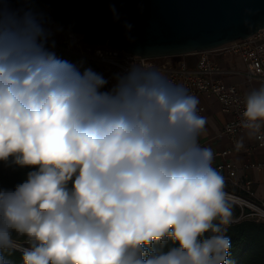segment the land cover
I'll use <instances>...</instances> for the list:
<instances>
[{"label": "clouds", "instance_id": "clouds-1", "mask_svg": "<svg viewBox=\"0 0 264 264\" xmlns=\"http://www.w3.org/2000/svg\"><path fill=\"white\" fill-rule=\"evenodd\" d=\"M52 36L0 0V161L31 169L0 188V264L20 248L13 233L23 264H227L233 206L198 97L134 58L109 88L58 58ZM242 117L264 121V85Z\"/></svg>", "mask_w": 264, "mask_h": 264}, {"label": "built area", "instance_id": "built-area-1", "mask_svg": "<svg viewBox=\"0 0 264 264\" xmlns=\"http://www.w3.org/2000/svg\"><path fill=\"white\" fill-rule=\"evenodd\" d=\"M56 25L52 20L47 26ZM63 44L55 41V49L70 52L84 60L111 66L115 73L123 72L134 58L137 63L154 65L162 71L173 83L182 85L190 94L198 97H214L219 102L221 110L232 117L227 121L221 134L229 136L235 145L223 149L210 147L200 139L202 146L210 147L214 153L213 167L224 177L230 188L225 189L228 200L241 209V215L232 222L243 218L264 221V160L229 161L226 157L233 153L252 154L257 148H264V121H257L251 126H245L242 113L245 110V98L250 93L244 89L245 84L259 83L264 85V27L256 33L227 42L218 47L185 54L146 57L124 50L112 49L107 46L87 44L83 36L65 30ZM237 56L241 66L234 65L231 58ZM107 87L113 81L110 75ZM241 78V80H237ZM199 114L205 117L206 108L198 105ZM259 125V126H256ZM249 133L253 142H239V135ZM250 171L259 172L258 190L256 180Z\"/></svg>", "mask_w": 264, "mask_h": 264}, {"label": "water", "instance_id": "water-1", "mask_svg": "<svg viewBox=\"0 0 264 264\" xmlns=\"http://www.w3.org/2000/svg\"><path fill=\"white\" fill-rule=\"evenodd\" d=\"M38 1L87 44L146 57L212 49L264 27V0Z\"/></svg>", "mask_w": 264, "mask_h": 264}, {"label": "trees", "instance_id": "trees-1", "mask_svg": "<svg viewBox=\"0 0 264 264\" xmlns=\"http://www.w3.org/2000/svg\"><path fill=\"white\" fill-rule=\"evenodd\" d=\"M9 5L14 10H31L41 15L47 23L53 20L50 12L38 0H9ZM52 50L56 53L58 58L64 60L65 57L63 51H59L55 48ZM77 67L80 68L81 71L85 68H89L88 64L85 63L78 65ZM94 71L102 74L104 77L111 74L110 71H105L99 66H95ZM30 170L31 169L29 168L9 165L1 161L0 188H14L17 183L22 182L26 178L27 172ZM230 203L233 206V218H238L241 215L240 207L232 202ZM224 234L230 238L231 243L227 257V264H264V221L243 218L239 221L232 222L227 226V231ZM13 238L18 242L28 244L26 238L23 236H17L13 233ZM173 246L175 245L169 238L166 241L156 242L154 245L150 246L149 250L167 251ZM2 254L6 260L10 261V264H23L22 251L20 248L11 251H4Z\"/></svg>", "mask_w": 264, "mask_h": 264}, {"label": "crops", "instance_id": "crops-1", "mask_svg": "<svg viewBox=\"0 0 264 264\" xmlns=\"http://www.w3.org/2000/svg\"><path fill=\"white\" fill-rule=\"evenodd\" d=\"M253 84H258L259 86H261V84H259V83H253ZM253 84H245L244 89L247 86H250ZM200 101L206 108L205 117L207 119V123L205 126L206 130L202 133L200 139L202 141L206 142L210 147L215 148V149H223V148L235 145L234 140H232L229 136L221 134V131H222L225 123L227 121H229L232 116L230 114L224 113L221 110V106H220L219 102L214 97L209 98L206 96H202L200 98ZM215 105H217L219 112L222 115V122L221 123L214 120L211 116L212 114L209 113V108L211 106H215ZM238 140L242 144V143H251V142H253L254 139H253V136H251V134L242 133L239 135ZM245 158H250L252 160H259V161L264 160V148H257V150L255 152H253L252 154H249L248 156H246L245 153H237L236 152V153H233L230 156L226 157V160H229V161L233 160V161L240 162V161L244 160ZM250 175L257 181L255 186L258 190H260V186H259L260 174H259V172L250 171Z\"/></svg>", "mask_w": 264, "mask_h": 264}, {"label": "rangeland", "instance_id": "rangeland-1", "mask_svg": "<svg viewBox=\"0 0 264 264\" xmlns=\"http://www.w3.org/2000/svg\"><path fill=\"white\" fill-rule=\"evenodd\" d=\"M9 7L12 8L10 5H9ZM48 23H51V22H48ZM51 30H52V32H55L54 36H53L54 39L57 40L58 43L63 44V40L65 39V31H64V29L62 27H60L58 24H56L54 26H51ZM63 55L65 57L64 58L65 61H68V62H70V63H72V64H74L76 66L85 63V64H88V67L91 68L92 70L95 69V66H99L102 69H104L105 71H110L111 72V74H110L111 79H112V77L114 75V70L111 69V66H109V65L88 62L87 60H84L81 57H78V56H76V55H74L73 53H70V52H64ZM85 61H87V62H85ZM231 62L234 65H237L239 67L241 66V63H240L239 58L237 56L232 57L231 58ZM237 80H241V78H238ZM259 87L260 86L258 84H253V85L247 86L245 89L247 91L251 92L254 89H258ZM209 113L212 114L211 116H212V118L214 120L218 121L219 123L222 122V115L219 112V109H218L217 105L211 106L209 108ZM0 164H1V161H0ZM228 188H230V185L225 183V189H228ZM17 243H18V245H20V249L29 246V244H24L23 242H18L17 241Z\"/></svg>", "mask_w": 264, "mask_h": 264}, {"label": "bare ground", "instance_id": "bare-ground-1", "mask_svg": "<svg viewBox=\"0 0 264 264\" xmlns=\"http://www.w3.org/2000/svg\"><path fill=\"white\" fill-rule=\"evenodd\" d=\"M50 29H51V27H50Z\"/></svg>", "mask_w": 264, "mask_h": 264}]
</instances>
